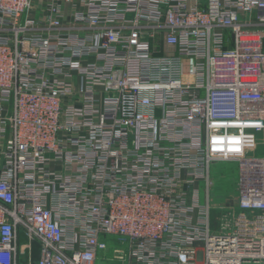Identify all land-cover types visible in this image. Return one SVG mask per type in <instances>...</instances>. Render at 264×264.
<instances>
[{
  "label": "built area",
  "instance_id": "2783aa9c",
  "mask_svg": "<svg viewBox=\"0 0 264 264\" xmlns=\"http://www.w3.org/2000/svg\"><path fill=\"white\" fill-rule=\"evenodd\" d=\"M261 134L264 0H0V264H264Z\"/></svg>",
  "mask_w": 264,
  "mask_h": 264
},
{
  "label": "rangeland",
  "instance_id": "374dc122",
  "mask_svg": "<svg viewBox=\"0 0 264 264\" xmlns=\"http://www.w3.org/2000/svg\"><path fill=\"white\" fill-rule=\"evenodd\" d=\"M258 140L262 143L263 135L259 136ZM259 151L254 152V155L263 154L264 145L260 144ZM209 180L211 185L209 187V203L211 210L209 212V221L211 231L217 229L219 218L223 213L220 206L223 203L229 202L237 194L238 184V165L236 162H216L210 165ZM202 186V185H201ZM202 189V187H201ZM203 202V195L201 196ZM226 222V220H224ZM107 240L110 242L108 255H111V250L117 247H124L116 241L114 236H108ZM37 258V246L34 244V259ZM103 264H121L119 261L108 260Z\"/></svg>",
  "mask_w": 264,
  "mask_h": 264
}]
</instances>
